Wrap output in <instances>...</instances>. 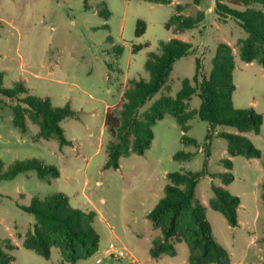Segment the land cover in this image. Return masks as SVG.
<instances>
[{"label": "rangeland", "instance_id": "374dc122", "mask_svg": "<svg viewBox=\"0 0 264 264\" xmlns=\"http://www.w3.org/2000/svg\"><path fill=\"white\" fill-rule=\"evenodd\" d=\"M214 4L215 0H172L168 4L144 0H0L4 86L12 88L24 82L29 94L49 97L53 106L69 105L77 112L61 122L72 144L60 147L55 138L36 140L39 127L30 119L25 132L16 128L11 102L0 95V163L7 169L16 160L37 158L61 174L51 182L41 181L35 171L0 181V247L14 256L11 264L61 263L55 248L47 260L23 245L35 219L21 207L29 206L34 197L42 199L54 193L65 194L73 208L96 212L93 226L100 236L98 251L75 264H151L149 258L154 257L150 251L160 231L152 227L147 215L164 197L161 187L165 171H199L208 151L209 172L234 175L229 183L206 175L197 186L196 199L206 206L212 236L230 253V264L264 263V66L241 60L240 42L247 34L234 19L211 11L202 23L204 39L198 29L186 32L194 47L192 53L176 62L166 86L141 111L161 95L175 97L182 81L193 78L197 60L200 78L208 76L217 45L229 43L235 61L233 106L259 113L263 117L261 132L243 133L222 126L216 134L207 122L194 119L186 136L197 144H185L184 131L174 117L166 116L153 125V144L145 154L120 157L118 169L106 167L107 147L113 140L105 126L106 106L121 105L130 80H149L146 61L150 53L161 52L162 42L174 36L165 27L171 17L197 16L203 13L198 7L209 12L210 8L215 10ZM177 5L182 9L176 12ZM252 7L264 12L257 4ZM139 21L145 29L143 35L136 36ZM200 103V98L193 96L188 109L198 108ZM220 132L247 137L262 157H231L227 141L218 137ZM182 150L193 157L174 159L173 155ZM222 159L232 160L233 168L226 169L220 164ZM212 184L241 199L237 227L230 226L222 213L210 207ZM111 243L128 249L130 255L112 257L108 254ZM174 244L176 254L154 258V264H190L187 244L176 240ZM9 245L14 248L9 249ZM133 257L139 263H132ZM98 259L102 261L98 263Z\"/></svg>", "mask_w": 264, "mask_h": 264}, {"label": "trees", "instance_id": "16d2710c", "mask_svg": "<svg viewBox=\"0 0 264 264\" xmlns=\"http://www.w3.org/2000/svg\"><path fill=\"white\" fill-rule=\"evenodd\" d=\"M151 3L168 4L172 0H144ZM257 4L264 8V0H215V13L221 17L234 19L246 32L247 37L240 42L239 55L246 63L257 62L264 66V12L252 7ZM245 6L244 10L238 9ZM182 6L177 5L176 12ZM109 16L110 12L106 11ZM204 13L197 16L175 14L165 24L166 29L174 33H182L196 29L204 20ZM145 24L137 23L136 36L144 33ZM148 46V45H145ZM138 48H134L137 51ZM193 45L178 38L161 43L160 53H150L145 69L149 80L132 79L123 92L120 106L109 108L105 116V126L113 140L108 144V161L106 167L118 169L122 156L131 153L143 155L151 147L154 140L153 125L166 116L175 118L181 129L188 130V122L194 119L207 122L211 131L219 127H234L243 133L259 134L263 125V117L254 109H235L233 94L236 86L233 81L235 61L232 47L227 43H219L212 61V69L208 76L200 78L199 61L192 79L185 78L182 87L175 97L161 95L150 107L141 108L159 93L167 84L174 65L182 58L189 56ZM4 73L0 72V95L11 102L13 124L25 132L30 119L39 127L36 140L57 139L60 147L71 145L61 127V122L76 115L69 105L55 107L49 97H36L29 94V88L20 82L12 88L4 86ZM193 96L201 100L200 106L188 109ZM227 141V150L231 157L243 156L247 159H260L262 153L252 141L245 136L228 132L218 133ZM211 140V133L207 135ZM185 144H197V141L183 136ZM206 160L199 171L170 172L167 174L168 184L164 189V197L147 215L152 227L160 231V236L153 241L151 256L159 258L164 254H176L174 240L184 241L190 251V264H230L231 255L212 236V227L207 219L206 206L196 199V189L200 180L210 175L212 179H220L229 183L234 179L230 172L212 173L208 171ZM190 152L179 151L174 154L176 160H189ZM227 169L233 168L230 159L220 160ZM35 171L41 181L51 182L60 177V171L53 165L37 158L16 160L7 169L0 163V181H11L19 175ZM264 190V182L262 184ZM213 196L210 207L222 213L228 224L237 227V209L241 205L238 196L230 195L218 185L212 184ZM264 201V192L262 195ZM21 209L34 217L32 229L25 235L23 245L39 256L50 259L53 248L59 250L60 264H75L91 258L99 248L100 236L94 229L95 211L73 208L63 193H54L42 199L34 197L29 206ZM14 248L9 245V249ZM14 256L4 252L0 247V264H11ZM264 264V263H263Z\"/></svg>", "mask_w": 264, "mask_h": 264}, {"label": "crops", "instance_id": "0c3cea01", "mask_svg": "<svg viewBox=\"0 0 264 264\" xmlns=\"http://www.w3.org/2000/svg\"><path fill=\"white\" fill-rule=\"evenodd\" d=\"M214 6H215V4H214ZM198 10H200V11H202L203 13H204V15H205V17H204V20L207 18V15H208V13H211V11H214V10H212V8H210L209 9V12L208 11H204V10H202L201 9V7H198ZM184 15V14H183ZM203 20V21H204ZM203 21L200 23V25L196 28V29H198V31L201 33V30H203ZM193 30H195V29H193ZM193 30H188V31H185V32H182V33H174L173 32V30H171L172 32H173V34H174V36L172 37V38H178V39H181V40H183V41H186V42H189V43H191L192 44V41H190L189 39H187L185 36H188L189 34H187L186 32H189V31H193ZM201 37H202V39H204L205 38V35H204V33L202 32L201 34ZM171 38V39H172ZM227 44H229V43H227ZM193 45V44H192ZM230 45V44H229ZM194 48V47H193ZM251 64H253V63H251ZM110 107H109V105H107L106 106V111H105V113H107V111H108V109H109ZM106 116V115H105ZM28 122H29V120L27 121V125H28ZM188 126H189V128H188V130L191 128V122L189 121L188 122ZM218 129H220V127L218 128ZM217 129V130H218ZM216 130V131H217ZM214 132V133H216L217 134V132ZM185 133V135L187 134V132H184ZM152 144H153V142H152ZM200 151H201V148H200ZM174 156V155H173ZM227 169V168H226ZM219 172V171H218ZM221 172V171H220ZM169 172H167V171H165V173H164V177H163V180H164V185L161 187L162 188V190H164L165 189V187H166V185L168 184V179H167V174H168ZM205 205V204H204ZM149 261H150V263L151 264H154V258H149ZM131 262L132 263H139V260H138V258H135V257H133L132 258V260H131ZM141 264V263H140Z\"/></svg>", "mask_w": 264, "mask_h": 264}, {"label": "built area", "instance_id": "2783aa9c", "mask_svg": "<svg viewBox=\"0 0 264 264\" xmlns=\"http://www.w3.org/2000/svg\"><path fill=\"white\" fill-rule=\"evenodd\" d=\"M108 254L115 258H124L127 255H130L128 249L123 246L116 245L114 243L109 244ZM102 260L98 259L97 262L100 263Z\"/></svg>", "mask_w": 264, "mask_h": 264}]
</instances>
